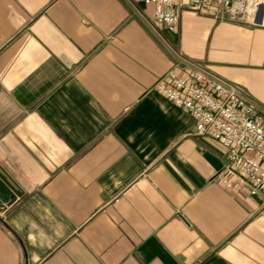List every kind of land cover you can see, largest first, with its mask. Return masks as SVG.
<instances>
[{"label":"crops","instance_id":"crops-1","mask_svg":"<svg viewBox=\"0 0 264 264\" xmlns=\"http://www.w3.org/2000/svg\"><path fill=\"white\" fill-rule=\"evenodd\" d=\"M150 15L0 0V166L22 191L0 264H264V193L225 187L223 148L155 89L181 55L264 107V28L214 3L174 30Z\"/></svg>","mask_w":264,"mask_h":264},{"label":"built area","instance_id":"built-area-1","mask_svg":"<svg viewBox=\"0 0 264 264\" xmlns=\"http://www.w3.org/2000/svg\"><path fill=\"white\" fill-rule=\"evenodd\" d=\"M135 1L151 7L150 24L168 30L178 25L183 6L201 13L213 3L238 20L264 28V0ZM155 89L193 117L196 135L210 137L223 148L220 181L225 187L264 193V107L240 86L181 55Z\"/></svg>","mask_w":264,"mask_h":264},{"label":"water","instance_id":"water-1","mask_svg":"<svg viewBox=\"0 0 264 264\" xmlns=\"http://www.w3.org/2000/svg\"><path fill=\"white\" fill-rule=\"evenodd\" d=\"M0 191L3 194L5 201L0 203V212L6 210L11 204L16 202L22 195V191L16 182L5 172L0 166Z\"/></svg>","mask_w":264,"mask_h":264},{"label":"snow or ice","instance_id":"snow-or-ice-1","mask_svg":"<svg viewBox=\"0 0 264 264\" xmlns=\"http://www.w3.org/2000/svg\"><path fill=\"white\" fill-rule=\"evenodd\" d=\"M262 7H264V5H262Z\"/></svg>","mask_w":264,"mask_h":264}]
</instances>
